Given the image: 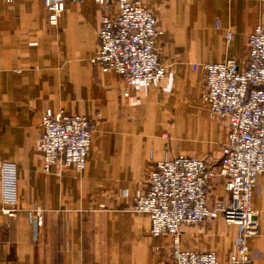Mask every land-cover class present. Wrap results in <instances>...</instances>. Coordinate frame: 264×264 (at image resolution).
<instances>
[{"label":"crops","instance_id":"1","mask_svg":"<svg viewBox=\"0 0 264 264\" xmlns=\"http://www.w3.org/2000/svg\"><path fill=\"white\" fill-rule=\"evenodd\" d=\"M143 2L157 16L167 68L150 86H129L91 62L103 15L95 0H67L57 26L44 0H0V166L15 163L18 178L14 215L2 210L0 184V264H172V236H153L150 215L132 207L156 162L220 158L228 129L209 114L204 64L246 60L249 36L264 26V0ZM110 12H120L118 0ZM47 109L94 122L83 172L62 164L45 170L37 144ZM210 195L229 201L221 179ZM252 207L259 231L249 240L251 264H264V173ZM238 233L218 218L184 226L180 245L216 252L222 262Z\"/></svg>","mask_w":264,"mask_h":264},{"label":"built area","instance_id":"2","mask_svg":"<svg viewBox=\"0 0 264 264\" xmlns=\"http://www.w3.org/2000/svg\"><path fill=\"white\" fill-rule=\"evenodd\" d=\"M95 1L103 8V15L99 52L91 62L103 72L122 75L129 86L138 80L150 86L163 79L167 68L159 58L157 40L161 32L157 16L143 0H118L120 12L116 15L110 12L112 0ZM66 2L44 0L49 24H59ZM233 35L227 32L228 42ZM204 70V99L209 114L225 123L228 129L220 158L205 160L178 155L156 162L146 178L145 192L135 199L132 209L138 214L150 215L153 236H172V264H251L249 240L259 231L252 199L258 177L264 173V26H257L249 36L244 62L227 58L218 63H205ZM42 125L37 151L45 170L62 164L83 172L94 122L83 114L68 115L47 109ZM218 179L223 181L229 194L227 202L220 198L211 200L210 190ZM0 184L2 210L14 215L18 205L15 163L2 162ZM36 218L42 225L41 208H37ZM218 218L239 228L234 251L226 260L220 262L216 252L181 248L184 226Z\"/></svg>","mask_w":264,"mask_h":264}]
</instances>
